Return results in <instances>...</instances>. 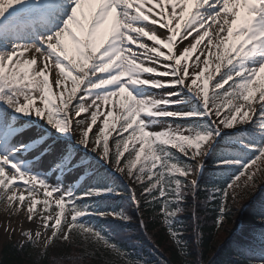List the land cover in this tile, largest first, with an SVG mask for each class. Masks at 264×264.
I'll use <instances>...</instances> for the list:
<instances>
[{
  "label": "snow or ice",
  "instance_id": "obj_1",
  "mask_svg": "<svg viewBox=\"0 0 264 264\" xmlns=\"http://www.w3.org/2000/svg\"><path fill=\"white\" fill-rule=\"evenodd\" d=\"M257 173L264 0H0V201L23 218L17 250L59 241L82 245L81 259L92 247L104 264H149L94 222L146 229L147 215L181 264H204L202 251L188 258V232L199 241L208 214L218 230L251 209L258 254L238 241L228 264H264V199L236 208Z\"/></svg>",
  "mask_w": 264,
  "mask_h": 264
},
{
  "label": "trees",
  "instance_id": "obj_2",
  "mask_svg": "<svg viewBox=\"0 0 264 264\" xmlns=\"http://www.w3.org/2000/svg\"><path fill=\"white\" fill-rule=\"evenodd\" d=\"M214 155L211 158V163L213 164ZM215 168L212 167L209 169V174L207 179L212 176ZM257 208V207H256ZM146 222L148 226L145 230L147 232L152 233L156 241L155 249L153 250L161 261H167L168 264H181L180 257L178 256L177 247L171 241L170 237L166 234V230L164 227L157 223L153 224L150 220V217L145 216ZM230 223L233 221L232 218L229 219ZM96 223H100L106 228H108V222L102 220H95ZM119 225L118 230H115V234L118 235L119 231H127L131 233L142 232L141 228L138 224L130 223L128 225H123L121 223ZM203 227L201 229L202 239L197 241L195 234L190 230L187 234V238L192 245L193 255L189 256V259L197 258V251H202L203 253V262L204 264H228L229 260H236L240 258L236 252V244L237 242H241L239 239H233L230 241L221 242L218 237V231L213 227L212 214L206 218V223L202 224ZM112 229L113 226H111ZM136 241L140 248L131 246L127 240L117 239L123 245V250L129 252L131 255L127 257V259L140 260L145 259L149 262V264H157L158 259L155 258L153 261L150 259V254L147 252L142 243L144 242L142 236L136 235ZM145 244V243H144ZM15 243H9L3 247L2 250V258L0 260V264H58L59 262L66 261H77V264H104V260L99 259L93 255L95 249L92 247L87 248V257L86 258H78L82 256L83 246H72L68 247L66 245L61 244L59 241L55 242L51 247H49L46 251V254H36L33 251V248H25L23 251L17 250L15 247ZM143 247V248H142ZM146 250H145V249ZM71 254L73 259L64 258L66 255ZM105 259H113L110 254L104 253ZM64 264V263H63ZM120 264H124L123 261H120Z\"/></svg>",
  "mask_w": 264,
  "mask_h": 264
},
{
  "label": "rangeland",
  "instance_id": "obj_3",
  "mask_svg": "<svg viewBox=\"0 0 264 264\" xmlns=\"http://www.w3.org/2000/svg\"><path fill=\"white\" fill-rule=\"evenodd\" d=\"M205 42H202V44L200 46H198L197 52H199L200 48H203ZM213 52H215V49L213 48ZM28 54L25 53V56H27ZM195 57V54L193 55V58ZM204 57H201V59H203ZM213 59V63L210 65L209 67V72L206 73L205 75H209V74H215V56L212 57ZM35 67V66H33ZM223 71V68L221 69ZM203 78L201 79L202 82ZM70 84V81H69ZM118 99V98H117ZM118 109L116 112V115H118ZM104 117L101 116L97 123H100L101 120ZM95 127V126H94ZM109 132L111 133L109 139H111V136L115 135V132L112 131V129H109ZM112 143V142H111ZM110 143V145H111ZM127 155V153L125 154ZM261 165V161H257L256 165L251 166L252 168H255L256 166ZM208 167V166H207ZM207 169V168H206ZM206 171V170H205ZM205 175V172H203ZM202 173V176L204 177ZM207 173V172H206ZM263 175L261 173H257L258 176V182H257V186L253 189H251V192L249 195H247L245 198L240 199L237 203H236V208L239 210H243L244 207L246 205H250V203L252 204L253 201L252 199L255 198H260V196L258 197V194L261 192V190L264 189V179H263ZM243 179H245V177L241 178V182L243 181ZM263 182L262 187L260 189H258L259 184ZM19 191V190H18ZM38 199H43V197L38 196ZM50 200H54V196L52 198H50ZM40 206L38 205V209L39 210ZM66 212H67V208H66ZM250 212L251 209H249L247 212H243V211H236L235 214L233 215L232 219V223H230L229 219H226L225 224L221 227V229H219V233H218V237L219 240L221 242H225L226 238L229 236V233L231 230H233V228L236 230L237 226L240 224H247L250 225L251 223V217H250ZM23 218L11 214L7 211L6 205L4 204V202L0 201V260L2 258V250L3 247L5 245H7L8 243H16L18 244V242L21 240V236L19 233V227H20V222ZM205 222V219H202ZM27 221L26 219L23 220V227H25V225H27ZM228 223V224H226ZM5 224H8L10 227L16 228L17 231L14 234H9L7 232H5ZM152 234V233H151ZM150 233L147 232H138L136 233V235H140L142 236V238L144 239V243L150 248V249H155L156 246V241L154 239V237L151 235ZM123 236L130 241L132 239V235L129 233L126 234H121V238H123ZM134 245H136L137 243H133ZM33 251L38 255L41 254L43 249L40 248H33ZM77 264V261H66V262H59L58 264ZM206 264V263H205Z\"/></svg>",
  "mask_w": 264,
  "mask_h": 264
},
{
  "label": "bare ground",
  "instance_id": "obj_4",
  "mask_svg": "<svg viewBox=\"0 0 264 264\" xmlns=\"http://www.w3.org/2000/svg\"><path fill=\"white\" fill-rule=\"evenodd\" d=\"M29 227H32V228H35V225L34 224H29L27 223V225H25V229L29 228ZM20 233V232H19Z\"/></svg>",
  "mask_w": 264,
  "mask_h": 264
}]
</instances>
